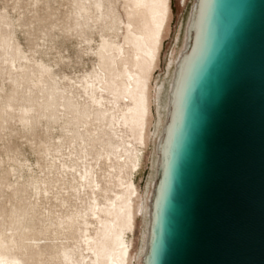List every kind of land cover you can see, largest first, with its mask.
Returning a JSON list of instances; mask_svg holds the SVG:
<instances>
[{"label": "rangeland", "instance_id": "obj_1", "mask_svg": "<svg viewBox=\"0 0 264 264\" xmlns=\"http://www.w3.org/2000/svg\"><path fill=\"white\" fill-rule=\"evenodd\" d=\"M190 1L169 0L154 78L164 72ZM129 2L0 0V239L13 235L22 264H81L78 214L88 209L78 176L92 167L103 186L118 143L87 84L99 55L121 44ZM149 165L147 150L134 173L140 190ZM138 232L139 216L127 233L131 253Z\"/></svg>", "mask_w": 264, "mask_h": 264}, {"label": "water", "instance_id": "obj_2", "mask_svg": "<svg viewBox=\"0 0 264 264\" xmlns=\"http://www.w3.org/2000/svg\"><path fill=\"white\" fill-rule=\"evenodd\" d=\"M144 264H264V0H198Z\"/></svg>", "mask_w": 264, "mask_h": 264}, {"label": "bare ground", "instance_id": "obj_3", "mask_svg": "<svg viewBox=\"0 0 264 264\" xmlns=\"http://www.w3.org/2000/svg\"><path fill=\"white\" fill-rule=\"evenodd\" d=\"M129 1L127 19L121 22V44L110 46L107 56L99 55L97 76L87 84L98 116L108 121L118 143L110 151L113 158L102 174L103 186L94 178L92 167L78 176L88 209L85 216L78 214L82 220L81 264H144L173 93L195 32L198 0H191L177 27L164 72L154 78L168 24L169 0ZM147 150L149 172L140 190L135 186L134 173ZM108 193H113L112 197ZM97 195H103V200ZM137 216L139 232L136 250L131 253L127 233L133 231ZM12 236L0 239V264H22ZM62 251L71 257L67 249Z\"/></svg>", "mask_w": 264, "mask_h": 264}]
</instances>
